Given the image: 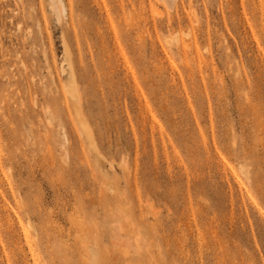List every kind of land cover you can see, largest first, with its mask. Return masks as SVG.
<instances>
[{
  "label": "rangeland",
  "instance_id": "obj_1",
  "mask_svg": "<svg viewBox=\"0 0 264 264\" xmlns=\"http://www.w3.org/2000/svg\"><path fill=\"white\" fill-rule=\"evenodd\" d=\"M163 1L0 0V264H264V0Z\"/></svg>",
  "mask_w": 264,
  "mask_h": 264
},
{
  "label": "bare ground",
  "instance_id": "obj_2",
  "mask_svg": "<svg viewBox=\"0 0 264 264\" xmlns=\"http://www.w3.org/2000/svg\"><path fill=\"white\" fill-rule=\"evenodd\" d=\"M50 2H51V7H52V10L56 13V14H54V15H56V17H57V15L58 14H62V12H63V14L66 12V8H65V5H64V3H63V0H49ZM159 1V0H158ZM165 1V0H164ZM163 1V2H164ZM173 4L175 3V1L176 0H170ZM191 1V0H190ZM189 1V2H190ZM193 1V0H192ZM161 2V1H160ZM177 2V1H176ZM181 3H183V0H181L180 1ZM179 2V3H180ZM166 3V2H165ZM164 3V4H165ZM158 4H160L159 2H158ZM161 5H162V3H161ZM163 6V5H162ZM166 6H168V5H166ZM166 6H163V7H165L164 9H166L167 7ZM173 6V5H172ZM175 6H177L176 4H175ZM174 7V6H173ZM155 8H157V7H155ZM175 8V7H174ZM158 9V8H157ZM159 9H161V8H159ZM170 9V8H169ZM172 9V8H171ZM154 10V9H153ZM163 10V9H162ZM168 10V9H167ZM160 11V10H159ZM158 10H157V12H159ZM66 14V13H65ZM159 14V13H158ZM160 15H162V14H160ZM58 17H59V15H58ZM60 18V17H59ZM58 18V19H59ZM183 34H184V32L183 31H181ZM186 32V31H185ZM189 32V34H190V30H188L187 31V33ZM181 34V33H180ZM185 36H187L186 34H184ZM89 135V134H88Z\"/></svg>",
  "mask_w": 264,
  "mask_h": 264
}]
</instances>
